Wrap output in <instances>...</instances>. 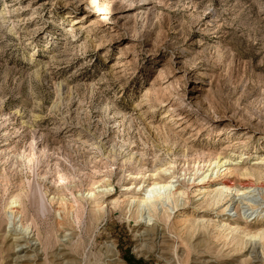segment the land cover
<instances>
[{
  "label": "rangeland",
  "instance_id": "1",
  "mask_svg": "<svg viewBox=\"0 0 264 264\" xmlns=\"http://www.w3.org/2000/svg\"><path fill=\"white\" fill-rule=\"evenodd\" d=\"M260 159L264 0H0V264H264L214 228H264V180L206 205ZM154 181L184 195L137 204Z\"/></svg>",
  "mask_w": 264,
  "mask_h": 264
},
{
  "label": "bare ground",
  "instance_id": "2",
  "mask_svg": "<svg viewBox=\"0 0 264 264\" xmlns=\"http://www.w3.org/2000/svg\"><path fill=\"white\" fill-rule=\"evenodd\" d=\"M230 160H234V159L215 160V162L212 163V165H213L212 169H209L207 172H203L201 174L202 176L200 175L201 177H199V180L200 181H204L205 179H207L209 177V174H211V173L212 174H216L218 172V170L220 168H222V167H224L225 171L226 170L230 171V167H229V164H228V162ZM260 160H261V162L264 163V159H260ZM263 166L260 165V164H258L256 166H252L251 165V166H248V167H242L240 165H234L232 170H231V172L235 171L243 178V180L240 183V186H241V185L244 184V182H246V180H247V178L249 176L254 177L255 180H257V181L260 180V179L264 180V167ZM168 170L169 169L163 168L160 171L161 172H167ZM247 182H249V181H247ZM247 186H248V184H247ZM31 187L34 188L33 186H31ZM214 188L215 189L211 188L212 191L208 192L209 193L208 194L209 198L206 201V205L209 207V206L227 204V206L224 209H222L223 212L227 209L228 205L230 203H232V201H233L232 197L245 195L246 193H249L251 191V190H248L246 187H242V186L241 187H237V186L233 187V186H230V185H227V184H223L221 187L218 186L217 188L216 187H214ZM259 188H262V187L260 186ZM144 189L145 190L141 193L142 195L138 196L137 198L134 197V199L136 198V200H137L136 203L137 204H139V203L144 204V205L145 204L146 205L150 204L152 207L154 206V202L155 201H159L161 198H164V199H166L168 201L170 199H175L178 196H181L183 194L180 190L176 189V187L173 185V181H168V182H164V183L155 182L154 181L151 185L146 186ZM201 189L202 188L200 187L198 189V191H203ZM30 192L31 191H29V193ZM32 192H33L32 195H31L32 197H30V198L28 197L29 200H28V202L27 201L26 202L28 203V208L32 211V213L37 215V213L39 212V209L41 208V206H40V203L38 201L39 199H38V195H37L35 189H34V191L32 189ZM108 193H109V190L106 187H103L101 191L93 193V195H92L93 201L92 202L97 203V206L99 207L100 198L103 197L104 195L108 194ZM199 194H201V192ZM16 199H17V196H16ZM16 199L12 198L10 200V202L7 204L8 205L7 209L14 216L18 212L17 204H18L19 200L16 201ZM40 212H41V210H40ZM178 224H180V223H178ZM247 224L248 223L245 222L244 226L241 227V226L237 225V223L234 224V225H230L229 223H226V222H222L221 224L219 223L218 225H215V227H214L216 229V231H217V234L215 236L217 237V239L223 238L226 241L227 240V235H232L233 233H237L238 232V233H240V236L242 235L243 237H248V236L250 238L259 237V239L261 238L262 240H264V228L259 229L256 234H251L252 232L250 233L249 228H248L249 226ZM227 231H229V232L226 234L225 232H227ZM234 235H236V234H234ZM13 239L15 240V242L21 241V239L18 238V237H16V238L14 237ZM242 239H240L241 241H239V240H237V238H234V237L232 239L230 238L229 241L235 242V248H232V249H235V252L242 248V244H243L242 241L245 240V239L244 240H242ZM22 241H24V240H22ZM229 243H227V244H229ZM244 244H245V241H244ZM263 245L264 244L262 243V246ZM16 246H18V245H16ZM232 247H234V246H232ZM25 250L26 249H24V247L21 246L19 250H16V252H24ZM20 258H22V257H18V256L16 257L17 260H20Z\"/></svg>",
  "mask_w": 264,
  "mask_h": 264
},
{
  "label": "trees",
  "instance_id": "3",
  "mask_svg": "<svg viewBox=\"0 0 264 264\" xmlns=\"http://www.w3.org/2000/svg\"><path fill=\"white\" fill-rule=\"evenodd\" d=\"M126 261L129 263V264H136L139 262V260H136L134 258V256L132 254H130V252H128L127 256H126Z\"/></svg>",
  "mask_w": 264,
  "mask_h": 264
}]
</instances>
